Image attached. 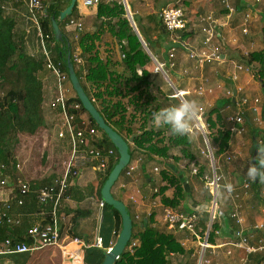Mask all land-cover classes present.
I'll list each match as a JSON object with an SVG mask.
<instances>
[{
	"label": "trees",
	"instance_id": "1",
	"mask_svg": "<svg viewBox=\"0 0 264 264\" xmlns=\"http://www.w3.org/2000/svg\"><path fill=\"white\" fill-rule=\"evenodd\" d=\"M43 3L47 9V17L42 20L41 27L44 35L49 36L47 42L55 43L57 46L53 55L54 60L60 62L63 70L69 75L66 63L67 57L70 55L72 60L76 48L80 47L82 56L87 64V85L90 86H87L82 79L80 70L73 60L72 63L84 90L91 100L95 97L96 100L95 102L93 101V104L107 124L126 141L134 137L133 142L130 144L131 148L133 145L137 150L145 154L147 162L152 161L153 157L169 158L175 149H179L184 157L191 162H195L197 155L191 149L190 134H174L170 126H155L152 122L154 112L178 104L181 101L172 97V93L165 99V103H159L154 95L155 92L153 93L152 91L156 86L154 78L156 76L154 75L158 74L153 75L147 69L141 75L138 74L137 68L142 65L143 56H146V52L131 26L123 0H102L97 9L98 27L96 30L93 32L85 31L84 29L82 31L77 30L75 34L78 35L79 40L75 39V35L73 41H71L66 33V27L70 20H79L80 18L77 3L72 16L59 22L64 36L63 41L60 42L55 38L52 20L59 19L60 14L70 6L71 0H53ZM239 9L243 10L240 4ZM135 19L134 22L144 43L158 61L162 60L161 55L165 52L163 48H166L167 45L159 38L163 37L165 33L167 36L169 34L165 30L161 19L160 22H156L155 27L148 30L145 29L149 36L155 33V38L152 37L154 39L153 43L144 37L141 27L137 25ZM140 22L142 23V20ZM262 31L264 45V26ZM191 34H193L192 30H187L182 31L180 36L183 40H186ZM27 36V32L17 29L16 20L8 16L0 6V165L4 164L9 168H11L12 163L16 167L13 157L15 149L20 142V135H35L39 129L47 125L46 105L50 92L49 83L53 82L47 61L42 57L28 54L26 50ZM110 38H115L121 45L125 44L124 42L126 41V46H122L124 58L121 62L116 63V61L113 62L112 58L100 56L99 44ZM252 57L254 61L259 60L261 63L259 80L263 83L262 87L264 90V49L259 53L253 54ZM177 88L180 89L179 87ZM73 100L81 104L79 115L88 114L91 124L100 130L78 96L75 95ZM220 102L234 105L235 97H230L228 100ZM218 107L216 105L206 118L213 129L217 127L215 120H220ZM138 115L141 116L139 120ZM248 124L250 123L247 122V126ZM257 135L258 140L260 139L262 144L257 141L254 147V156L255 152L258 151L255 161L260 159L259 153L264 152V130H259ZM210 139L211 145L214 144L212 146L215 147L214 159L217 161L229 149L232 134L229 130L227 132L219 130L217 133L212 134ZM99 147L102 150L110 147L114 148L118 155L117 161L113 162L108 171V178L117 165L120 156L104 132ZM15 167L13 169H16ZM17 173L14 172L13 175ZM203 174V169H201L200 175ZM161 176L167 185L160 187L154 196H161L162 202L166 207L179 208L186 195L180 180L172 172L168 171H162ZM260 180L264 179H257V182ZM46 183L47 181L43 180L40 185L42 186ZM40 187H37V189ZM33 188L35 186H32ZM171 189L174 194L170 198L167 196V192ZM67 195L70 196L69 190ZM99 195L101 197V189ZM25 198V206L18 210L21 214V225L9 232L4 226V230L0 232L2 240L10 237L16 241L31 242L27 237V231L31 228L27 214H37L38 206L35 193L30 196L31 200ZM108 207L110 208V206ZM113 210L117 217L116 229L119 236L120 230H122V218L118 211L114 208ZM47 212H51V208H48ZM59 212H62V208H60ZM210 218V212L202 214L198 228L202 237H205L208 230ZM153 220L154 215L148 219L147 226L137 224L135 228L134 225L132 239L133 241L138 239L140 244L135 248L133 254L128 251L129 244L116 264H170L169 257L173 254L182 255L187 262L190 261L191 258L188 257L191 255L186 252L177 238L171 233L162 232L154 228L151 225ZM48 222L50 220H47L46 223ZM217 231H219V226L214 220L209 234V243L214 242Z\"/></svg>",
	"mask_w": 264,
	"mask_h": 264
},
{
	"label": "crops",
	"instance_id": "2",
	"mask_svg": "<svg viewBox=\"0 0 264 264\" xmlns=\"http://www.w3.org/2000/svg\"><path fill=\"white\" fill-rule=\"evenodd\" d=\"M129 1L134 5V12H132L130 8L129 12L140 17L144 28L146 25H148L149 28L155 27L156 22H160L159 13L161 10L178 2V0H164L159 4L160 0H126L128 7ZM223 1L224 0L184 1L187 21L191 23L190 27L193 32L186 41L191 43L192 46L200 43L203 37L197 25V20L201 15L213 14L221 24L224 35V40L220 41L218 44L224 61L223 63L227 64V62L232 61L235 65L236 60L234 61L231 59L233 56L232 53L235 51L234 49L239 51V44L242 47L243 43L245 44L252 39V36L248 37L245 35L243 36L244 38H241V42H239V34L233 31L239 30L247 14L251 15L246 8L249 6L252 7V4H254L253 9L255 11L253 16L257 17V20L252 18V25L254 23L253 27L262 26L261 28H263L264 10H261V8L264 6V0H259V3L255 2V0H228L229 4L236 8V13L231 16L228 15V9ZM239 4L242 5L243 10L239 9ZM0 6L8 16L16 20L17 29L19 31L27 32L26 50L28 54L44 58L43 55H40L41 49L38 28L29 17L28 7L25 4L15 3L13 0H0ZM82 8H85L83 7V3L78 9L79 20L83 24V29L89 32L95 31L98 27V7L86 8L87 10H83ZM253 16L251 15V17ZM73 31V28L66 27V33L68 35L71 34L72 37L76 35ZM151 36L155 38V33L151 34ZM159 40L166 43L168 46L169 37L166 33L163 37L159 38ZM47 47L53 56L57 47L56 44L49 42L47 43ZM78 49L82 52L79 46ZM263 49L264 45L262 50ZM100 56L103 57L101 53ZM180 56L181 55H179V57ZM204 72L203 76L205 75ZM233 84L234 89L237 88L239 92V77ZM71 93L72 96L75 97L72 88ZM219 103H215V106H219ZM233 106H235V104ZM83 115L86 117L87 114ZM253 126L257 128V126ZM257 129L261 131L264 130L263 128ZM193 131L192 129L190 135ZM195 137L198 138L196 142L200 143V137L198 135ZM258 141L261 143L260 139ZM191 142L193 153H197V160L195 162H191L184 157L181 151L180 155L179 149L173 150L169 158L153 157L150 162L146 161L147 156L142 153L144 157L143 166L137 172L134 180L125 177L121 178L114 192L115 199L124 202L125 205L130 208L134 215V220L138 225H144L145 221H147L148 224V219L150 216L154 215V220L151 225L159 231L173 234L186 252L191 255L188 258H195L200 254L201 257L198 264H200L202 259L203 264H264V230L260 229L264 224V180L257 182V180H250L246 175L249 163L255 162L253 153H250L251 148L254 150L255 144L251 142L245 143L242 147L239 145L241 147L239 149L241 150L239 156L235 153L231 155L230 149L235 145L231 139L229 149L221 155L217 161L215 160V163L211 159L210 154H208L209 148L207 145L208 151L205 152L200 146V149L197 148L192 140ZM135 149L136 148L132 145L133 152H136ZM197 149L201 150L202 155H204H201L202 157H206L207 161H210L207 163L204 162L203 164L205 165L203 167H200V164L199 166L196 164L198 159H200ZM249 154L251 155L250 159ZM228 156L232 157L230 161H227ZM114 159L111 165L113 162L115 163ZM209 163L213 170H211L212 176L215 168H217V163L219 166L218 176H223V182L217 194L211 193L209 189L205 187V184L202 185L203 183L199 182L201 180L200 175H193V169L195 168H199V170L202 168L203 172H206V164ZM157 166L161 168V172L168 171L177 176L186 193L185 199L180 207L174 210L200 214L204 212H213L215 210V222L219 226V234L216 235L214 242L209 243L211 247L204 251V253L200 248V241L198 239L193 238L191 234L186 232L179 233L170 230L164 223V204L162 198L161 196L155 197L154 195L156 194L155 189L159 190L160 187H165L167 183L162 180L161 173L153 174L152 171ZM148 174H152L156 179L151 177L152 175L148 179ZM107 175L108 173L102 175L94 167L89 166L84 169L81 177L73 180L69 189L70 199L66 204H63L62 212L60 213L61 240L58 246L52 247L50 250L48 249L51 247L48 249L45 247L29 254H13L8 256H25L26 258L22 259L23 261L20 262L21 264H41V259L44 257H48L49 264H102L107 252L106 250L94 247L98 236H102L105 247L107 248H113L119 238L116 229L117 217L115 211L112 208L110 209L107 204L103 208L99 205V203L103 201L102 188L107 180ZM122 184H126V187L122 188ZM229 184L231 185V190L226 187V185ZM31 186H35V188H33L35 190L33 191L32 189V191L33 194H36L38 185H36V182H31ZM100 189L101 197L99 195ZM137 191H140V194L137 196L138 203L133 204L131 202V195H136ZM173 194L174 191L172 189L167 192V196L170 198ZM217 203L218 211L216 212ZM185 207L190 208L192 212H187ZM236 207L239 209L240 217L244 220L242 224L236 223V221L232 220L230 217L231 212ZM16 213L20 212L17 211ZM136 215L141 217V221L136 220ZM27 216L30 221V227L43 222L42 218L36 213H29ZM236 232H242L244 236L249 239V243L252 247L257 249L262 247L263 249H259L253 254H247L244 248L233 246L232 243L234 242ZM77 238L81 241L80 243L75 241ZM44 250L48 251L42 252ZM36 253H40V255ZM169 262L170 264H188L182 255L176 254L169 257Z\"/></svg>",
	"mask_w": 264,
	"mask_h": 264
},
{
	"label": "built area",
	"instance_id": "3",
	"mask_svg": "<svg viewBox=\"0 0 264 264\" xmlns=\"http://www.w3.org/2000/svg\"><path fill=\"white\" fill-rule=\"evenodd\" d=\"M184 1L185 0H178L176 4L162 9L159 14V18L169 34V48L161 55V62L158 61L155 56L152 58L156 62L160 72L166 77H168L167 69H176L179 55L185 56L198 69H204L224 62L218 47L219 42L224 40L222 26L213 14L201 15L197 20V25L199 26L203 37L200 43L192 46L191 43L181 38L180 33L182 31L191 30V23L187 21ZM257 1L259 2V0ZM13 2L25 4L28 7L29 17L38 28L40 49L43 53L44 59L47 61L48 69L51 71L54 81V85H52L49 92L47 103L48 114H46V118L51 119L50 121L52 122V125L56 127V139L64 145L66 144L68 152L65 154L68 155V158L63 163L61 173L57 174L51 182L41 186L36 192L38 206L37 215L42 218L43 222L32 226L27 231V237L31 242L16 241L10 237L2 240L0 234V256L29 254L45 247L58 246L61 240V212H59V210L62 208L63 204L70 199L67 192L70 189L73 180L81 177L84 169L89 166L94 167L100 172V174L106 175L109 171L112 160L115 158L114 160L117 161L118 159L117 152L114 148L102 150L99 147V143L103 139V131L93 126L90 123V120H88L83 114L79 115L81 104L73 100L74 97L71 93V86L68 85L70 83V77L63 70L62 64L55 61L54 57L48 50L47 40L49 39V36L44 35L41 27L42 20L47 17V9L43 1L13 0ZM82 3L86 8H95L102 3V0H82ZM223 3L228 9L229 16L236 13V8L232 7L228 0H224ZM130 14L131 17H133L131 12ZM250 19L251 15L247 14L243 20L242 31L244 35L249 33ZM67 27H71L75 31H82L83 24L79 20L72 19L69 21ZM75 39L77 41L79 40L78 35L75 36ZM72 60L80 70L82 79L88 84L86 81L88 74L87 64L82 56V52L78 48H76ZM234 67L236 71L231 78L233 81H237L240 74L244 73L250 75L253 65L235 63ZM175 92L176 96L174 97L185 100V96L187 95L186 90L181 91L176 89ZM207 92L212 94L213 90H207L205 85H201L197 90L199 96H204ZM241 92L242 90L239 88V92L236 89V96H233L232 91L227 93L228 96L235 97L236 112L227 117V124L229 126L228 130L232 135L244 134L246 132L247 122L249 121L258 128H263L264 126V102L259 98L241 96ZM95 100L94 97L91 101L95 102ZM198 112V115L196 113L193 115L197 122L195 126L202 132L205 138V143L209 148L208 154H210L214 162V154L208 138L210 134L208 128L210 125L207 120L203 121L201 118V115L204 114V108L199 107ZM135 150V153H138L137 161L130 162L123 171V177L130 178L131 180L135 179L144 160L142 152L137 149ZM231 159L232 157L228 156L227 161H230ZM15 164L16 167L14 166V163H12L11 168L4 164L0 165V232L4 230V226H6V229L9 232L15 230L21 225V214L16 213V211L25 206L26 201L24 198L26 197L25 199L31 200L30 196L33 194L31 182L22 176L23 168L21 164L16 161ZM13 167L16 169H13ZM14 172L18 173L13 175ZM154 173H161V168L158 166L155 167ZM193 175H200L199 168L193 169ZM201 180L205 183V187H207L211 193L215 194L223 182V176H218L215 168L212 177L203 174L201 175ZM124 187H126V184H122V188ZM155 190L157 193L158 190ZM138 194H140V191H137L136 195H131V202L133 204L138 203ZM99 205L103 208L106 206V203L101 201ZM48 208H51V212H47ZM210 214L211 218L205 237H202L198 230L202 217V214L200 213H186L164 206L163 221L170 230L179 233L186 232L191 234L193 238L198 239L200 241V248L204 253V251L211 247L209 244V234L215 220V210L210 212ZM230 217L238 224L244 222L243 218L239 215L238 207L233 209ZM47 220H50V222L46 223ZM136 220L141 221V217L136 215ZM260 229L264 230V224ZM216 234H219V231H217ZM75 241L77 243L81 242L78 238ZM139 244L140 242L138 239L134 241L132 239L128 251L133 254L135 248L139 246ZM232 245L238 248H244L247 254H253L259 249H263L262 247L258 249L252 247L249 243V239L245 237L242 232L235 233ZM94 247L106 250V252L112 249L105 247L104 240L100 235L98 236ZM202 261L200 264H203Z\"/></svg>",
	"mask_w": 264,
	"mask_h": 264
},
{
	"label": "rangeland",
	"instance_id": "4",
	"mask_svg": "<svg viewBox=\"0 0 264 264\" xmlns=\"http://www.w3.org/2000/svg\"><path fill=\"white\" fill-rule=\"evenodd\" d=\"M43 2H51L53 0H42ZM128 1V0H127ZM160 0L159 4H161ZM82 0H78V9L82 5ZM255 2L259 3L257 0ZM155 3V2H154ZM254 4H252V7L249 6L246 9L251 13L253 16L254 14ZM84 7V6H83ZM129 8L132 12H134V5L129 1ZM83 10H87L86 7L82 8ZM126 9V7H125ZM261 10H264V6L261 8ZM162 11V10H161ZM160 14V13H159ZM229 15V14H228ZM133 18L137 21V25L141 27V32H143L144 37L149 40L151 43H153L154 39L152 36L147 35L145 31L149 29L148 25L145 26L140 22V17L137 15H133ZM252 18L254 20H257V17L253 16L250 19V25H249V32L248 37L252 36V39L247 41V43H243V46L241 47L239 44V51L237 49H234L235 51L232 53V60H236L235 63H244L245 65H253L251 69L250 75L248 74H240L239 75V88L242 90L241 96H247L250 98H259L262 102H264V90H263V83L259 80L260 79V74L259 71L261 70V63L259 60L253 59V54L259 53L262 51L263 48V31L260 26L259 27H253L252 25ZM133 19V20H134ZM243 24V23H242ZM147 29V30H145ZM243 27L241 26L239 30H234L233 32H236L239 34V42H241V38L244 35L243 33ZM75 34V30L73 31ZM255 34V35H254ZM69 39L73 41V37L70 35ZM74 36V35H73ZM196 36V35H194ZM244 38V37H243ZM192 40V39H190ZM58 43V42H57ZM125 44H122L116 40L115 38H110L108 40L102 41L101 44H99V52L103 56V58H112L116 63L121 62L123 59L124 52H122V46H126V41L124 42ZM164 47V46H163ZM169 46H166V48H163L165 52L168 50ZM145 50V49H144ZM146 56H143V63L142 65H139L137 68V72L139 75L142 74L144 70H149L150 72L158 75H154L156 77V86L154 89H152L154 95L157 98V101L159 103H165V99L172 95H174L176 92L177 87H179L182 90L187 91V95L185 96V100H189L194 102L198 107H197V112L199 107L204 108V114L201 115V118L203 121H206V118L208 117V113L214 108L215 103L220 102L222 100H228L230 96L227 95L229 91H232L233 96L234 95V84L231 79L232 75L234 74L235 67L234 63L232 61L225 63H221L219 65H213L210 66L209 68L202 70V69H197L196 66L190 62L185 56H180L177 60V67L176 69H167L168 70V77H166L163 73L160 72V70L157 67L156 62L153 60L151 57V54L148 53L146 50ZM164 54V53H163ZM40 55H43L42 51H40ZM154 56V55H153ZM252 58V59H251ZM161 61V60H160ZM205 71V72H204ZM203 72L205 75L203 76ZM245 75V76H244ZM248 75V76H246ZM244 76V79L241 82L242 77ZM208 80V81H205ZM52 85H54V81L52 83H49V87L51 88ZM72 88V92L74 96L76 92L73 89V86L71 82L68 84ZM201 85H205V88L207 90H213V93H206L204 96H199L197 94V90ZM176 88V89H175ZM173 90V92H172ZM238 90V89H237ZM171 98V97H170ZM177 98V97H175ZM179 99V98H178ZM204 99V100H202ZM179 101H183V99H179ZM48 103V101H47ZM47 106V105H46ZM219 111H220V120L216 119L215 122L217 123V127L215 129L209 127V143L211 145V139L210 136L212 134L217 133L219 130H222L223 132L228 131V124H227V117L229 115H232L236 112V107L231 105L226 104L225 102H220L219 103ZM196 112V113H197ZM199 113V112H198ZM46 114L47 111H46ZM51 116V115H49ZM86 118L89 120L88 114L86 115ZM141 118L140 115H138V120ZM51 119H47L46 121V126L39 129V131L35 135H28V134H21L20 135V142L18 146L15 149L14 152V160L17 163H20L23 171H22V176L29 180L30 182H36V185L38 187L40 186L41 182L43 180H46L47 183L51 182L55 176L62 171L63 163L67 160L68 155L65 154L68 152V149L66 147V144L64 145L63 143L59 142L58 139L55 137V129L52 125V122L50 121ZM91 123V122H90ZM196 120L192 116L189 119V125L190 129L194 130L193 133L190 135L191 140L195 143V146L199 148V146L204 149L205 152L208 151V148L206 147L205 144V138L202 134V132L195 126L196 125ZM264 123V122H263ZM139 124V123H138ZM137 126V125H136ZM256 126V125H255ZM258 128V127H257ZM253 125L248 124L246 126V132L240 136V135H232V141L235 144L231 149H230V154L233 155L234 153L239 156V153H241V150H239L245 143H251L253 142L256 146V143L258 141V135L259 130ZM264 129V126H263ZM201 133V136H200ZM193 135V136H192ZM199 136L201 139L200 143H197L195 136ZM194 137V138H193ZM203 138V139H202ZM240 143V144H239ZM131 143L128 142L129 149L131 151V161L130 162H136L138 159V153L133 152L131 146ZM214 145V144H212ZM210 146L213 154L215 151L214 146ZM241 147H240V146ZM200 149V148H199ZM197 149L198 155L200 159L196 162V164H200V167L204 166V162H208L206 157H202L201 150ZM252 152V148L250 149V153ZM180 154V150H179ZM197 154V153H196ZM181 155V154H180ZM202 155V156H201ZM250 154H249V159H250ZM211 157V156H210ZM212 159V158H211ZM225 160V159H224ZM210 162V161H209ZM215 162V160H214ZM216 163V162H215ZM143 164H141V167ZM217 175H218V163H217ZM206 172L209 174V176L212 177V166L209 164H206ZM202 169V168H201ZM200 169V170H201ZM213 171V170H212ZM154 174V170L152 171ZM152 174H148V179L150 178ZM123 172L120 174L118 182L115 184V186L112 189L113 195L114 192L116 191L118 187V183L123 178ZM201 176V175H200ZM155 178V176H151ZM156 179V178H155ZM205 183L203 181H199ZM32 188V186H31ZM220 197V195H219ZM218 197V198H219ZM213 198V197H212ZM211 199V198H210ZM217 201V199H216ZM66 204V203H65ZM65 206V205H64ZM128 208V207H127ZM111 209V207H110ZM113 209V208H112ZM185 210L187 212H192V210L188 207H185ZM218 211V203L216 207V212ZM128 212L134 222L135 228L137 227V222L134 220V215L130 208H128ZM47 247L46 249H48ZM52 249L49 248L48 250ZM48 250H44L42 252H46ZM41 252V253H42ZM37 255H40V253H36ZM200 254L196 256L195 258H191L188 264H198L200 260ZM26 258L25 256L22 255H17V256H0V264H21L20 262L23 261L22 259ZM197 261V262H196ZM41 264H49V259L48 257H44L41 259Z\"/></svg>",
	"mask_w": 264,
	"mask_h": 264
},
{
	"label": "water",
	"instance_id": "5",
	"mask_svg": "<svg viewBox=\"0 0 264 264\" xmlns=\"http://www.w3.org/2000/svg\"><path fill=\"white\" fill-rule=\"evenodd\" d=\"M77 3L78 0H71L70 6L60 14L59 19L52 20L55 38L58 42L63 41L64 39L63 33L59 26V22L64 21L69 16H72L73 10ZM124 5L126 7L129 21L131 23L133 30L140 39L144 49L151 54V57H153V54L148 49V47L146 46V44L144 43L143 39L141 38L138 32L135 22L129 12V7L126 0H124ZM66 63L69 72L70 82L78 98L80 99L82 105L89 113V115L92 117V119L96 122L100 130H102L108 136V138L115 146L120 156L117 165L110 173L109 177L107 178L102 188V200L108 206L118 211L122 218V231L119 235V238L115 246L105 254V259L103 262V264H116V262L121 257L123 252L126 250L127 246L130 244L133 238L134 222L128 212V208L125 205V203L115 199L112 193V189L115 186V184L118 182L120 174L124 171V169L129 165L131 161V151L129 149L128 142L132 143L134 137H132L129 141H126L119 133H117L111 126L107 124L101 113L97 110V108L95 107L89 96L87 95L86 91L84 90L80 82V79L76 73L70 55H68ZM234 93L236 95L235 89H234ZM252 153H254V150H252ZM257 153L258 151L255 152L254 160H256ZM144 225L147 226V221L144 222Z\"/></svg>",
	"mask_w": 264,
	"mask_h": 264
},
{
	"label": "clouds",
	"instance_id": "6",
	"mask_svg": "<svg viewBox=\"0 0 264 264\" xmlns=\"http://www.w3.org/2000/svg\"><path fill=\"white\" fill-rule=\"evenodd\" d=\"M236 89L237 88H235V90ZM178 90L184 91L182 89ZM197 107L198 106L194 102L184 100L178 104L154 112L152 115V122L155 126H170L174 134L189 135L191 132L189 119L195 115ZM249 123L252 124L250 121ZM259 156L260 159L255 162H250L247 167L246 175L250 180L264 179V152H260ZM226 187L231 190L230 184L226 185Z\"/></svg>",
	"mask_w": 264,
	"mask_h": 264
},
{
	"label": "bare ground",
	"instance_id": "7",
	"mask_svg": "<svg viewBox=\"0 0 264 264\" xmlns=\"http://www.w3.org/2000/svg\"><path fill=\"white\" fill-rule=\"evenodd\" d=\"M169 76V75H168ZM217 194V193H216Z\"/></svg>",
	"mask_w": 264,
	"mask_h": 264
}]
</instances>
